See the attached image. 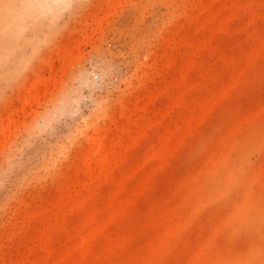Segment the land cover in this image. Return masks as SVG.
Masks as SVG:
<instances>
[{
	"label": "rangeland",
	"instance_id": "obj_1",
	"mask_svg": "<svg viewBox=\"0 0 264 264\" xmlns=\"http://www.w3.org/2000/svg\"><path fill=\"white\" fill-rule=\"evenodd\" d=\"M41 3L0 58V264H264V0Z\"/></svg>",
	"mask_w": 264,
	"mask_h": 264
},
{
	"label": "bare ground",
	"instance_id": "obj_2",
	"mask_svg": "<svg viewBox=\"0 0 264 264\" xmlns=\"http://www.w3.org/2000/svg\"><path fill=\"white\" fill-rule=\"evenodd\" d=\"M32 1L36 2L35 3L36 9L38 8V6L41 8V4H42L41 3V0H30V4H31ZM55 1H58V0H55ZM16 2H19L18 3L20 5L19 11L21 12L22 15L13 8V6H14L13 3H16ZM27 2H29V0H0V6L2 7V9L0 10V58L3 59L4 61L5 60H8L12 56V54L16 51V49L18 47V44L20 43V38H21L22 33H23V23L22 22L25 21V12L27 10H31L32 11L35 8V7H32V5L30 7V4H28ZM44 81H46V82L43 83ZM47 81L48 80H43L42 81V79L40 78L36 82V84H34V86H32L33 89H31V90L32 91L35 90V92L37 91V94H39L40 91H43L44 89L46 90V88L48 86H50ZM53 81L54 80L52 79V82ZM42 84H45V85H42ZM31 95H33V94L31 93ZM105 130L104 129L103 130L102 129H97V130H95V132L93 133V135L89 138V142H90V146L91 147H90V150H89L88 154L86 153L87 154L86 155V160L87 161L84 159L85 162H86V164H87L86 165L87 166L86 168L88 169L86 172L90 174L89 178H92V176H95V174H96V171L95 170L92 172V169H91L92 167L90 165L91 162L92 163L95 162L96 166H102V167H98L100 169H106L105 168L106 167L105 164L108 165L107 163L110 162L109 157L114 155L115 150L113 149V145L112 144H108L106 142V136H107L106 134L107 133H106ZM126 131H127V129L124 126L121 129V131H120L121 136L119 134L120 139L122 137V134L124 135V133ZM126 133H128V132H126ZM169 133H171V132H169ZM167 135H169V134H167ZM168 140H169V138L167 139V141ZM164 141H166V135L164 137ZM167 141L165 143H167ZM159 145H158L157 149L154 146L153 150L156 149L155 151H157V152L160 151L161 152L160 148H164L163 146L165 144L163 143V145H162L161 142H160ZM171 145H172L171 147H174L173 144H171ZM117 155H118V153H117ZM154 155L155 154H153V156ZM164 155L166 156V154H162V156H164ZM120 157L122 158V155ZM163 158H165V157H163ZM124 180H125V178H124ZM120 183L123 184L122 181ZM120 183L118 185H120ZM121 187L123 188L122 185H121ZM121 189H119V190H121ZM136 191H138V189ZM120 194H121V192H120ZM114 196H115V198L117 197L115 194L113 195V197ZM117 204H119V203H117ZM117 204H114L113 210H111V216H116L119 213V211L121 210L122 204L120 203V205H121L120 208H116L117 207ZM94 215H95V213H94ZM102 224L99 225V227L100 226L101 227H106V224H103V225ZM94 230H95V228H93V232L97 231V230H95V231ZM79 238H81V239H80V242H78L79 244H77L78 247L77 246L76 247L78 248L79 251H81L84 254V253H86L88 251L90 239H92V238H90L86 234H84V236L79 237Z\"/></svg>",
	"mask_w": 264,
	"mask_h": 264
},
{
	"label": "clouds",
	"instance_id": "obj_3",
	"mask_svg": "<svg viewBox=\"0 0 264 264\" xmlns=\"http://www.w3.org/2000/svg\"><path fill=\"white\" fill-rule=\"evenodd\" d=\"M16 6H17V7H20V5H19V4H17Z\"/></svg>",
	"mask_w": 264,
	"mask_h": 264
}]
</instances>
